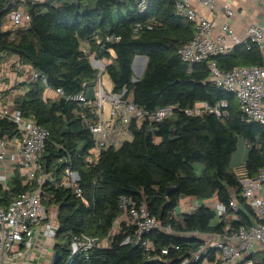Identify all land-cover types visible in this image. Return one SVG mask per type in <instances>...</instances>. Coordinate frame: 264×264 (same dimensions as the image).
<instances>
[{
	"label": "trees",
	"instance_id": "1",
	"mask_svg": "<svg viewBox=\"0 0 264 264\" xmlns=\"http://www.w3.org/2000/svg\"><path fill=\"white\" fill-rule=\"evenodd\" d=\"M22 4V0H0V53L3 58L15 55L40 73L37 79L21 85L23 90L13 103L14 110L50 132L41 158L43 172L49 177L40 186V198L47 211L57 213L53 247L59 251V258L55 264H179L205 243L190 235L192 232L221 233L228 224L237 229L264 223L241 194L242 180L264 166V124L248 120L234 94L210 83L206 61L191 70L182 61L179 49L193 38L195 28L176 14V0H150L144 12L139 11L136 0L26 3L29 24L4 29L9 13ZM138 23L143 28L136 33ZM107 34L120 37L101 52L110 60L106 72L114 91L127 88L133 100L149 110L169 105L186 108L204 101L215 104L226 99L229 117L221 120L212 113L190 116L177 110L161 122L132 123V140L104 149L96 162L90 163L95 140L83 114L91 118L96 115L77 101L48 95L47 87L76 95L84 90V82L93 83L96 71L81 47L88 44L91 51H99L97 38ZM138 55L149 60L143 75L135 80L132 64ZM215 59L224 70L262 63L257 46L249 50L238 45ZM18 135L16 124L0 117V141ZM241 139L246 144V159L239 173L231 169V163ZM65 156L79 173L81 196L63 184L68 162L61 159ZM37 187L16 170L7 188L0 183V205L7 207L18 195ZM121 195L144 202L163 227L171 226V231L157 228L147 235L153 244L150 252L140 245L123 244L133 233L129 223L124 222L110 235L122 213ZM232 195L240 206L238 219L224 216L218 221L215 209L204 203L191 212L177 211L182 199L190 197L216 199L227 206L229 215ZM82 233L108 239L109 246L72 256L73 236ZM246 259L262 262L264 250L258 249ZM209 261L225 264L216 258V251L211 252Z\"/></svg>",
	"mask_w": 264,
	"mask_h": 264
},
{
	"label": "built area",
	"instance_id": "2",
	"mask_svg": "<svg viewBox=\"0 0 264 264\" xmlns=\"http://www.w3.org/2000/svg\"><path fill=\"white\" fill-rule=\"evenodd\" d=\"M22 1L32 4L45 2V0ZM149 1L136 0L140 12L146 10ZM175 11L177 15L192 22L195 28L193 38L179 49L182 61L188 64L190 70L195 64L206 61L210 70V83L234 94L240 110L248 120L264 124V26L249 22L244 27L245 37L238 36L235 29L227 22L235 14L227 0H176ZM207 11L215 18H221L222 22L217 24L216 19L210 20L206 15ZM8 18L13 27H23L29 24L31 15L27 10L19 8L11 11ZM216 26H218V31L215 33ZM148 27L151 28L150 25ZM142 28L143 25L138 23L135 26V32L138 33ZM119 39V36L110 34L104 38H97V42L101 44L99 51H91L88 44H83L81 47L85 54H89L90 64L96 71L92 97L88 94L92 83L88 82H84V90L76 95H65L61 88L47 87L66 100L77 101L87 106L90 113L96 115V118H91L89 114H83V121L95 140L92 154L88 157L90 163H95L104 149L118 148L125 141L132 140L133 132L130 127L132 123L161 122L171 117L177 110L190 116L212 113L221 120L229 117V102L226 99L219 100L215 104L204 101L186 108L169 105L149 110L137 104L127 88L121 92L114 90L108 92L102 81V75L106 72L110 60L102 57L101 52L108 43L117 42ZM238 45H243L249 50L257 46L262 55V63L238 65L229 70L220 68L215 57L228 54ZM2 59L3 54L0 53V70L5 66V63L2 64ZM15 65L19 71L31 70L32 80L40 76L38 71L20 60H17ZM42 78L46 82L45 77L42 76ZM105 103L110 104L107 116L104 113ZM0 117H8L19 130L18 136L0 141V170H5L0 172V183L7 188L15 171L20 170L26 180L38 185L36 190L18 195L7 207L0 205V264H9L10 260L22 256L33 246V238L39 229H42L44 235L54 244L58 224L56 210L47 211L40 198V186L49 177L43 172L41 158L50 132L32 118L25 117L16 110L11 113L7 108H3L0 110ZM9 159L17 160V163L13 169L7 170ZM61 160L68 162L65 166L63 184L73 187L75 193L81 196L83 191L79 183L80 176L74 169L73 162L70 161L69 156ZM241 194L254 215L259 219H264V166L259 168L256 174L242 180ZM203 203L215 209L218 221H222L224 216L238 219L237 212L240 206L234 195L229 202L232 210L229 215L227 206L216 199L201 201L186 197L179 203L177 211L191 212ZM119 204L122 213L116 219L110 235L115 234L124 222L129 223L133 228V233L125 238L123 244L140 245L145 251L150 252L153 244L147 235L157 228L171 231V226L163 227L157 218L150 214L144 202L121 195ZM190 235L204 239L205 243L197 251L183 258L179 264L198 262L212 264L209 261L212 251H216V258L226 264H264V261L246 259L247 255L258 249L264 250V223L254 222L250 226L241 225L237 229H232L228 224L221 233L196 231ZM71 245L72 256H74L93 249L108 247L109 240L82 233L73 236ZM162 252L166 254L168 250L163 249Z\"/></svg>",
	"mask_w": 264,
	"mask_h": 264
},
{
	"label": "crops",
	"instance_id": "3",
	"mask_svg": "<svg viewBox=\"0 0 264 264\" xmlns=\"http://www.w3.org/2000/svg\"><path fill=\"white\" fill-rule=\"evenodd\" d=\"M227 1L231 5L238 3L237 6L239 7L240 11L237 12V14L240 17V19L243 20L244 25L251 22V23H256V24H260V25L264 26V0H236V1L235 0H227ZM25 6H26V3L23 2V4L20 5L19 8L22 10H26ZM253 8L254 9L256 8V10H258V11L254 10L251 13L253 15L252 17L254 19L247 15V11H251V10H253ZM211 16H212V20L216 19L217 24L222 22L221 18H215L213 14ZM7 20H9V18H7ZM11 27H13V26L10 25V26H8L7 29H9ZM9 58L11 60V63L10 62L8 63L5 61V64H4L5 66H3V68L7 72L12 71L17 82L14 85V87H12L6 91L3 90L0 92V94L5 95V93H8L10 91H12L13 93H16L13 96H11V100H13V102H14V99L17 96V94H19L23 90V87L21 85L24 82H28V81L32 80L31 79V73H30L31 70L19 71L15 65V62L17 60H19V58L16 57L15 55L10 56ZM48 90H52V89H47V94H48ZM48 95L52 96V95H55V93L53 91V94L50 93ZM195 199L196 198H194V200ZM53 246H54L53 241L50 238H48L46 235H44L42 229H39L35 233V236L33 238V246L30 249L26 250L22 256L15 257L12 260H10L9 264H52L53 255H54V251H55Z\"/></svg>",
	"mask_w": 264,
	"mask_h": 264
},
{
	"label": "rangeland",
	"instance_id": "4",
	"mask_svg": "<svg viewBox=\"0 0 264 264\" xmlns=\"http://www.w3.org/2000/svg\"><path fill=\"white\" fill-rule=\"evenodd\" d=\"M236 1V0H235ZM238 3H235L233 5H231L232 9L235 11V14L233 16H231L227 22L229 24L230 27L234 28L235 31L237 32L238 36H240L241 38L245 37V28H244V22L242 19H240V17L238 16L237 12H239V7L237 6ZM236 6V7H235ZM242 7V6H241ZM258 11L256 10V8L251 11H247V15L249 17H252L253 15L251 14L252 11ZM243 13V12H242ZM241 14V13H240ZM207 17L210 18V20H212V16L210 14L209 11H207ZM253 18V17H252ZM254 19V18H253ZM12 25L11 22L9 20H7L3 26L4 29H7L8 26ZM218 31V26H216L214 28V32L216 33ZM17 57V56H16ZM6 62H10L11 60L9 57H5L2 59V64H4ZM29 71V70H27ZM134 73H136V71H134ZM102 81L104 83V86L106 88V90L108 92H112L113 90V82L109 76V74L107 72H105L102 75ZM16 79L15 76L13 74L12 71L7 72L3 67L0 70V92L3 90H8L12 87H14V85L16 84ZM94 84L92 83L89 86V90H88V94L89 96L92 97L93 93H94ZM52 93V90H48V94ZM16 93H13L12 91L5 93V95L0 94V110L3 108H7L11 113H13L14 110V103L13 100H11V96H13ZM18 95V94H17ZM110 108V104L109 103H105V109H104V113L105 116H107L108 111ZM245 159H246V144L244 142V140L241 139V141L239 142V146L238 149L236 150V152L233 154L232 157V163H231V169L235 170L237 172H241L243 171V166L245 164ZM17 160H12L9 159V165L7 167V170L13 169L14 166L16 165ZM199 169H201V165H199ZM5 170L1 169L0 172H4Z\"/></svg>",
	"mask_w": 264,
	"mask_h": 264
},
{
	"label": "water",
	"instance_id": "5",
	"mask_svg": "<svg viewBox=\"0 0 264 264\" xmlns=\"http://www.w3.org/2000/svg\"><path fill=\"white\" fill-rule=\"evenodd\" d=\"M148 60H149L148 56H144V55H138L135 57L133 64H132L134 71H136L135 76H134L135 80L139 79L143 75L146 65L148 63ZM172 189L173 187L169 188L168 194L170 193ZM58 258H59V251L55 250L54 255H53L52 264H55Z\"/></svg>",
	"mask_w": 264,
	"mask_h": 264
}]
</instances>
